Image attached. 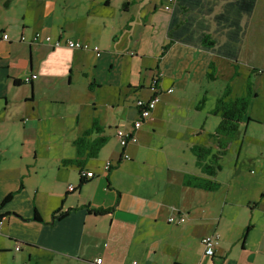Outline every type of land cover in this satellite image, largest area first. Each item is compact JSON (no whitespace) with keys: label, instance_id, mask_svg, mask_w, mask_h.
Returning <instances> with one entry per match:
<instances>
[{"label":"crops","instance_id":"1","mask_svg":"<svg viewBox=\"0 0 264 264\" xmlns=\"http://www.w3.org/2000/svg\"><path fill=\"white\" fill-rule=\"evenodd\" d=\"M39 1L41 9L35 12L38 17L34 18L38 21L36 25L26 23V15L21 11L18 17L21 21L11 23L17 31L4 40L9 22L0 24V216L4 215L0 218V264H53L59 260L62 264H96L100 258L102 264H134L135 260L130 262L132 257L139 260L137 264H264V188L255 203L249 201L247 204L251 214L245 224L233 230L232 226H227L225 208H222L223 205L234 204L227 195L226 199H220L217 210L213 211L215 198L212 199V193L217 190L184 185L186 175L204 176L191 151L194 144L188 147L197 170L189 172L185 165H177L167 158V166L156 165L149 159L153 157L155 147L145 140L155 134L159 126L156 110L163 95L174 93L173 88H169L172 93L163 88L165 71L170 72L172 66L177 68L172 75L185 91L188 81L182 78L184 71L201 75L202 68L197 67V63L202 58L206 65L205 77L210 81L207 77L210 64L216 68L211 57H224L182 43H175L164 51L169 43L167 32L174 0H60L59 4L52 0ZM26 3L28 0H0V16L4 15L6 21L12 11L17 12ZM125 3L129 5L124 9ZM58 5L70 17V21L61 25L59 30H66L70 23L73 35L78 38L74 40L90 42L94 46L108 42L113 47L118 30H125L128 39H132L135 22L152 28L161 24L165 29L166 40L156 67V72L163 75L160 79L161 100L154 110V124L144 125L135 132L137 143L130 142L122 148L117 130H128L129 122H124L121 108L113 105V114L107 125L98 120L108 143L98 158L88 160L82 168L94 172L95 177L81 185L80 168L64 166L63 160L76 158L74 141L92 127L96 117L91 119L89 127H81L80 116L74 114L71 117L75 128L71 130L64 125L70 118L61 114L60 107L79 104L76 96L64 95L73 84L71 65L65 60L59 61V51L52 44L33 42L40 31L52 36L57 27L54 13ZM112 6L121 14L120 22L117 27L107 30ZM132 12L140 13V17L132 15ZM256 21L264 23V0H258L253 15L244 19V41L250 26ZM22 37H25L24 41H31L24 42ZM130 53L133 55L134 51ZM79 55L84 56V52H79ZM114 55L116 53L110 50L108 54L96 56L101 59L99 65H111ZM191 63L192 66L189 65ZM66 66L69 75L64 77L62 74L66 72L58 70ZM97 68L95 64L83 66V77L88 80L89 69L96 71ZM30 75H37V79L30 84L24 83L23 80ZM16 80L20 81L19 85H15ZM90 84H93L92 88ZM21 87L27 89L25 102L39 103V109L36 106L32 109L27 105L19 106L12 93ZM100 87L93 77L87 90L96 92ZM149 89L152 90L151 86ZM116 103L122 105L121 99ZM176 103L171 107V114L177 111ZM137 114L132 117L138 118ZM244 123L249 124L247 118L242 125ZM217 126L209 131L210 144L205 145L212 146L214 150L216 145L210 135ZM201 135L202 127L199 129L197 125L192 127L184 123L175 140L183 142L185 138L191 140ZM66 146L75 149L74 155H66ZM121 156L123 159L118 165ZM108 161L114 167L105 172L104 165ZM73 169L75 175L70 172ZM70 186L75 189L70 191ZM10 194L12 198L1 207ZM58 208L67 215L52 223L53 212ZM95 210L110 212L96 215ZM36 213L42 222L34 220ZM173 215L183 216L186 220L178 225L168 224L167 219ZM248 226H251L249 230ZM212 234L219 236V242L214 257H207L202 239Z\"/></svg>","mask_w":264,"mask_h":264},{"label":"rangeland","instance_id":"2","mask_svg":"<svg viewBox=\"0 0 264 264\" xmlns=\"http://www.w3.org/2000/svg\"><path fill=\"white\" fill-rule=\"evenodd\" d=\"M52 1H56L58 4L61 3L60 0ZM39 4V0H28V4L26 3L23 8H20L17 12L12 11L8 20H4V15L0 16V24L9 22L10 26L7 25V35L14 36L17 31L11 23L21 21L18 18L21 11H24L23 14L26 15V23L36 25L38 21H34V18L37 17L35 12H39L41 9ZM62 8L58 5L54 13V23L57 27L54 29L52 36L46 35L42 31L39 33L43 37L50 36L52 41L60 38L62 45L55 48L59 51V61L65 60V63L69 62L71 65L73 84L68 91L66 89L64 95L73 96V98L76 96V102H79V104L62 105L60 107L61 114L70 118L69 123L64 125H68L71 130L75 128L73 117H71L74 114L80 116L81 127H89L93 117H96L100 123L107 125L113 114L112 106L117 104L121 108L120 114L123 115L124 122H129L126 127L131 129L134 120L137 119L132 117L133 114H137L136 101L139 98L146 99L151 96L153 91L149 87L153 84V76L160 74V78H162L161 72H156V67L161 54V47L166 40L164 26L158 24L155 28L150 25L143 27L142 23L135 22L133 23L131 34L132 39H128V34H125V30H118L114 41L116 45H113V47H110L108 42H104L101 45L95 44L99 47L101 55L108 54L110 50L116 53L111 58V65H99L101 59H98L93 51L75 50L66 46L68 39L78 38L73 35V28L70 23L66 25L65 32L59 30L61 25L70 21V17L65 15ZM15 10L16 8H14ZM109 12L107 30L117 27L121 16L115 6H112ZM132 15L140 17L138 12H132ZM126 27L129 29V25ZM59 35L61 36L57 38ZM30 41V39H27L24 42L29 43ZM81 42L94 46L90 42ZM243 47L240 58L236 63L238 75H235L234 71L235 62L212 56L211 59L216 64L217 73L215 80L208 81L205 77L206 65L201 58L197 63V67L202 68L201 75L200 73L193 74L190 70L183 73L182 78L185 79V82L188 81L185 91L172 75L176 73L177 68L172 66L170 67V72L166 70L163 88L165 91L173 88L174 93L171 95L165 93L163 95L162 101L158 105L159 111L156 110L157 124L159 126L157 125L155 134L145 138L146 141L152 143L155 147L153 148V157L150 156L149 159L153 160L156 165L165 167L167 166V159H170L177 165H185L189 172H194L197 168L194 156L188 145L191 148L193 144L197 143L202 145L210 144L208 133L213 131L221 120L220 116L212 114L217 100L223 96L227 87L231 89V93L226 99V101H229L234 100L237 96L245 95L247 85L251 84L252 97L247 117L251 120L249 124L244 123L241 125L239 136L231 141L226 155L221 160L222 169L215 180L220 184V187L216 193H212V199L215 198L213 202L215 206L211 208L213 211L217 210L221 198L226 199V195L235 204L233 206H222V208H225L224 219L227 218L228 220L227 226H232L233 230L245 224L246 219L249 218V213L251 214L247 204L249 201H254L255 203L261 195V189L264 188V23L256 21L255 25L250 26ZM191 49L197 52V50ZM131 50L134 51L133 55H130ZM79 52H84V56H80ZM93 64L98 65V68L96 71L89 69L90 77L86 80L82 75L84 70L81 69L83 66ZM189 65L192 66V63ZM253 68H257V72H253ZM58 71L66 72L62 74L64 77L69 75L67 66ZM93 77L101 85L96 92L87 90V85L92 81ZM26 90L25 87H21L19 90L15 89L12 95L16 97L15 99L19 102V106L27 105L30 109L36 106L39 109V103L33 105L25 102L24 94L27 92ZM61 96L65 99L62 92ZM119 98L122 105L116 103ZM203 98H206L204 105L197 109ZM174 103L177 104V111L171 114L170 110ZM114 111L116 112V109ZM184 123L192 125V127L197 125L199 129L202 127V135L199 137L194 136L191 140L185 138L183 142L175 140L178 138L177 132L179 128ZM122 129L129 131V129ZM138 145L140 146L141 144ZM64 152L68 156L74 155L75 149L71 146H66ZM165 169L162 170L164 171ZM70 172L75 175L74 169ZM132 260H135L134 264L140 263L136 257H132L130 262ZM53 264H62V261L59 260Z\"/></svg>","mask_w":264,"mask_h":264},{"label":"trees","instance_id":"3","mask_svg":"<svg viewBox=\"0 0 264 264\" xmlns=\"http://www.w3.org/2000/svg\"><path fill=\"white\" fill-rule=\"evenodd\" d=\"M258 0H174L172 17L168 28L167 51L171 45L182 43L200 50L211 52L232 61L238 62L245 37L244 19H249L257 6ZM129 3H125V9ZM208 79L215 80L216 68L210 64ZM235 66V75H238ZM253 72L257 70L252 69ZM20 81H15L19 85ZM90 88L93 84L89 85ZM231 93L227 87L225 93L220 97L212 111L213 115L220 116L221 120L214 133L210 135L216 150L212 146L194 145L192 153L197 159L204 176L186 175L184 185L187 187L199 188L207 191H216L220 184L214 180L221 171V160L226 155L232 140L240 134L243 121L248 117L252 97L251 84L247 85V92L234 100L226 101ZM206 98H203L197 109L204 105ZM248 119V118H247ZM251 119H248L250 121ZM108 143V137L104 135V128L100 126L97 118L93 120L92 127L86 130L82 136L74 141L76 158L63 160L64 166L76 165L80 170L90 159L98 158L100 151ZM123 156L118 161L121 163ZM84 184L82 181L80 185ZM12 198L8 195L4 205ZM110 210H95L96 215H104ZM67 212L58 208L53 212L52 223L64 218ZM0 216V218H3ZM34 220L42 222L38 213ZM251 226L247 227L249 230Z\"/></svg>","mask_w":264,"mask_h":264},{"label":"built area","instance_id":"4","mask_svg":"<svg viewBox=\"0 0 264 264\" xmlns=\"http://www.w3.org/2000/svg\"><path fill=\"white\" fill-rule=\"evenodd\" d=\"M168 9V8H167ZM4 40H8L9 36L7 34H4L3 36ZM22 40H25V37H22ZM45 42L48 44H52L53 48L60 47L62 45L61 39L59 38L56 41H52L50 36L43 37L41 33H37L34 38L33 42ZM66 46L75 49V50H91L98 57L101 56V52L99 50L98 46H91L86 43H82L79 40L74 39H68L66 41ZM163 74L161 73V76ZM37 79V75H30L26 77L23 82L26 84H30L33 80ZM160 74L154 76V79H152L153 84L151 85V88L153 90V95L147 99L140 98L136 101V106L139 110L138 118L134 121L133 126L130 131H125L122 129L117 130V138L119 141V144L122 148H125L130 142L137 143V139L135 137V132L141 129L144 125L151 126L155 122L154 117V110L156 109L157 105L160 103L161 100V94L162 90L160 89ZM168 93H172L173 90L169 89L167 91ZM124 158H127L126 155H124ZM114 167V164L111 161H108L104 165L105 172H109ZM80 177L82 182H86V180L92 179L95 177L94 172L87 171L85 169L80 170ZM75 188L73 186H70L69 190L73 191ZM185 217L183 216H171L167 219L168 224H182L185 222ZM2 225V220L0 219V226ZM219 242V236L217 234H212L209 236H206L202 239V245L204 248V255L207 257H214L216 247L218 246ZM103 260L97 259L96 264H102Z\"/></svg>","mask_w":264,"mask_h":264}]
</instances>
